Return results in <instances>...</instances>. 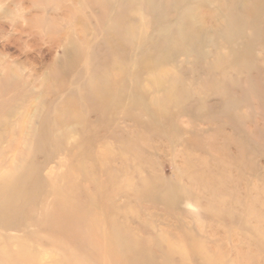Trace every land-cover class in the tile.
<instances>
[{"label":"rangeland","instance_id":"1","mask_svg":"<svg viewBox=\"0 0 264 264\" xmlns=\"http://www.w3.org/2000/svg\"><path fill=\"white\" fill-rule=\"evenodd\" d=\"M99 1L0 0V264H264V0Z\"/></svg>","mask_w":264,"mask_h":264},{"label":"bare ground","instance_id":"2","mask_svg":"<svg viewBox=\"0 0 264 264\" xmlns=\"http://www.w3.org/2000/svg\"><path fill=\"white\" fill-rule=\"evenodd\" d=\"M99 0H97V2H98ZM115 1V0H114ZM100 2V1H99ZM114 3V2H113ZM103 4V3H102ZM123 4V3H122ZM117 6V5H116ZM108 7V6H107ZM110 7H111V5H110ZM97 8H98V6H97ZM101 9V8H100ZM114 9V8H113ZM101 11H102V9H101ZM102 13H104V12H102ZM113 14H115V13H113ZM95 15V14H94ZM92 16V15H91ZM117 16V15H116ZM116 16H115V19H114V21H112V24H110V26H109V31H108V33H106V41H109L112 37H113V28L115 27V28H117L118 29V27L120 26V24H119V21H117L116 20ZM113 17V16H112ZM97 18V17H96ZM114 18V17H113ZM85 19H87L86 17H85ZM92 22V21H91ZM85 23V22H84ZM87 23L89 24V22L87 21ZM86 23V24H87ZM93 24V23H92ZM85 27V26H84ZM83 28V27H82ZM92 28H90V30H91ZM80 33V32H79ZM73 34V33H72ZM81 34V33H80ZM87 35V34H86ZM69 36V35H68ZM68 36H66V38L68 37ZM76 36V38H72V37H69V38H67V39H69V41L67 42L68 43V45L66 46V48L63 50V55H62V57L61 58H59V60H57L58 61V64H57V66H59L60 67V69H61V71L62 70H65L69 65H71L72 64V62H77V60H78V58H79V54H80V49L78 50V49H74V48H78L79 47V45L82 43V42H84L83 41V39L81 40V38L78 36V35H75ZM87 37V36H86ZM83 38V37H82ZM84 38H85V35H84ZM89 41V40H88ZM87 43V42H86ZM62 50V49H61ZM72 51H73V54H72ZM54 65H56V64H54ZM53 65V66H54ZM52 66V65H51ZM56 66V69L58 68ZM55 67V66H54ZM53 68V67H52ZM55 69V68H54ZM55 69V70H56ZM62 73V72H61ZM11 75V74H10ZM9 75V76H10ZM20 76V75H19ZM12 77V76H11ZM60 78V77H59ZM59 81V80H58ZM49 82V81H48ZM29 85V84H28ZM31 85V84H30ZM52 85V84H51ZM56 88V87H55ZM58 88V87H57ZM47 91H48V89H47ZM43 93V92H42ZM45 93V92H44ZM89 94H91V95H97V93L95 94V92L92 94V93H89ZM48 96H49V94H48ZM50 97V96H49ZM24 98V97H23ZM17 100H19V99H17ZM25 99H23V101H24ZM44 102V101H43ZM25 104V103H24ZM17 105V104H16ZM20 106V105H19ZM15 108V107H14ZM25 108V107H24ZM18 116H20V115H18ZM7 117V116H6ZM19 119H20V117H19ZM13 121H16V119L15 120H13ZM2 126V125H1ZM10 126V125H9ZM18 127V126H17ZM5 130V129H4ZM7 133V132H6ZM3 136V135H2ZM11 136V135H10ZM5 137V136H4ZM3 137V138H4ZM2 138V140H4ZM12 140H13V138H12ZM12 144V143H11ZM13 180H9V181H4V182H2V184L0 185V198H7V202H10V201H12L13 200V198H15L14 197V195H15V191L14 192H11L12 193V195H10V194H8V192L10 191L9 190V187H11V184L12 183H10V182H12ZM7 191V192H6ZM11 191H12V189H11ZM7 202L5 201L4 203H2V205H0V209H3L4 208V210L6 209V207H7ZM1 218H3V217H1Z\"/></svg>","mask_w":264,"mask_h":264}]
</instances>
